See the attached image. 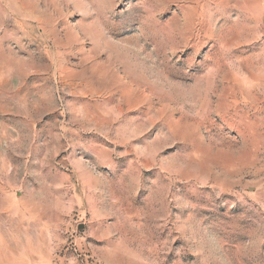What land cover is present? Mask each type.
Wrapping results in <instances>:
<instances>
[{"label":"rangeland","instance_id":"obj_1","mask_svg":"<svg viewBox=\"0 0 264 264\" xmlns=\"http://www.w3.org/2000/svg\"><path fill=\"white\" fill-rule=\"evenodd\" d=\"M0 264H264V0H0Z\"/></svg>","mask_w":264,"mask_h":264}]
</instances>
